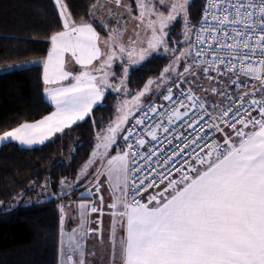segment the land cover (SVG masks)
<instances>
[{
    "label": "snow or ice",
    "instance_id": "1",
    "mask_svg": "<svg viewBox=\"0 0 264 264\" xmlns=\"http://www.w3.org/2000/svg\"><path fill=\"white\" fill-rule=\"evenodd\" d=\"M52 2L63 30L51 34V47L42 61L26 63L42 67L43 94L55 106V111L35 122L25 121L11 129L0 130V144H44L86 118H92L95 125L91 114L94 107L103 105L107 89L127 95L126 81L130 72L143 70L161 46L166 53L175 56L178 49L167 46V37L172 25L180 19L188 48L175 56L174 64L185 61L183 72L177 73L178 78L195 76L198 70L209 81L216 79L209 75L211 72L220 77L228 75L229 83L239 90V102L233 100L232 95L211 87L213 94L232 103L218 112L215 109L219 105L213 104L214 111L209 112L205 102L191 88L181 90L174 100L172 88L168 87L162 99L178 104L185 111L173 107L171 114L161 113V116L168 115L171 123L173 119L187 116L189 108H199L201 114L193 118L195 123L199 124L205 115L209 121L201 125L198 132L208 128L220 133V137L205 140L207 132H204L191 142L185 140L179 152L173 151L162 162L157 161V168L162 163L165 171L151 168L154 173L151 179L137 176L144 165L137 163L136 157L150 163L156 153L152 149L144 154L134 150L147 143L143 136L135 133V128L151 119L150 113H158L156 105L149 103L144 110L145 106L138 104L137 110H142L143 115L132 127H122L129 121V110L106 130L98 132L95 150L76 177L77 184L87 178L88 169L99 160V166L91 173L90 187L86 194H81L77 206L83 236L100 231L85 226L91 213L104 215L100 178L106 176L112 200L108 205L112 217L111 264L116 258L117 224L123 230L119 239L120 264H264V0H205L198 26L192 25L189 19L191 0H136L138 15L132 16L137 21L135 39L129 36L127 42L124 41L126 25L123 30H109L108 38L101 41L91 23L83 20L77 23L73 19L66 0ZM113 3L117 9L123 7L132 15V5L122 0H105L103 4L96 0L89 12L91 14L97 6L103 9ZM108 11L112 14L110 8ZM141 28L146 35L150 33L146 47L139 39ZM137 44L141 45L139 51ZM116 61L123 68L119 87L109 81L110 75L115 76L111 69ZM69 63L73 64L72 69L67 67ZM75 65H79L78 71ZM23 68L25 65H6L0 71L9 73ZM174 71L173 64L165 67L157 80L147 81L135 99L139 101L151 92L153 84H157L158 90L159 83H167L166 77ZM230 115L231 118L226 119ZM188 126L194 127V124L189 122ZM161 127L162 123L149 125L144 132L152 141H157ZM163 131L169 129L164 127ZM122 134L127 150L110 156L108 150L117 144ZM133 137L135 144L131 142ZM198 141H204L203 146ZM192 144H196L199 151L193 148L188 153L189 158L176 167L174 157L183 155ZM133 164L136 166L132 167ZM59 183L62 187H71L67 178ZM47 186V181L41 185L42 188ZM88 197L94 199L89 201ZM61 212L63 214V206ZM69 247L67 264H86L80 240L70 242ZM77 253L78 261L73 258Z\"/></svg>",
    "mask_w": 264,
    "mask_h": 264
},
{
    "label": "trees",
    "instance_id": "2",
    "mask_svg": "<svg viewBox=\"0 0 264 264\" xmlns=\"http://www.w3.org/2000/svg\"><path fill=\"white\" fill-rule=\"evenodd\" d=\"M204 0H192L189 16L196 22ZM73 19L91 21L96 0H66ZM62 30L52 0H0V66L25 68L0 72V130L37 120L52 109L43 94L40 64L49 48V37ZM169 57L154 53L141 71H131L126 83L138 89L168 64ZM117 92L105 91L102 106L92 118L57 133L44 144L24 147L15 142L0 146V202L28 194L44 181L56 187L62 178L75 177L88 160L95 134L112 119ZM35 186V187H34ZM61 213L57 200L0 211V264H58Z\"/></svg>",
    "mask_w": 264,
    "mask_h": 264
},
{
    "label": "rangeland",
    "instance_id": "3",
    "mask_svg": "<svg viewBox=\"0 0 264 264\" xmlns=\"http://www.w3.org/2000/svg\"><path fill=\"white\" fill-rule=\"evenodd\" d=\"M101 1H103V0H101ZM135 2H136V0H130V3H131L132 8H133V11H132V15H128V14L126 15V20H125V22L127 21V23L125 24L126 28H127V30H126L127 36L128 37L132 36L134 39H135L134 29H135V26L137 24V21L132 19V16L138 15V12H137L136 7H135ZM203 4H204V1H203ZM188 12H189V9H188ZM189 19L191 21V24L194 25L195 22H193V20H192V18L190 16H189ZM183 27L184 26H183L182 21L180 19H178L172 25L171 29L169 30V35L167 37V46L170 49L171 48L178 49V51L175 53V56L179 55V51L186 50L188 48V45L184 43ZM121 30H123V29L121 28ZM149 35H150V33L148 35L145 34L143 28L140 29V37H139V39L143 40L145 42L144 45H143L145 47H146V42H147V39L149 38ZM124 41L127 42V39L124 40ZM137 45H138L137 51H139L141 45H139V44H137ZM157 53L169 57V62H168V64L165 67H168L170 64H173V66L175 68V71L173 73H170L166 77L167 82L170 81L171 79H174L175 77H178L177 73H182L183 72V67H184V64H185L184 60H181L179 62V64H174L175 56L171 52H167L166 53L164 51V46H161ZM188 63H191V61L189 60ZM18 65H23V64H18ZM5 66H0V69H3ZM115 67H117V70H115L116 69ZM163 69L160 71V73L158 75L152 76L149 79H152L154 81L157 80L158 77H160V74L163 71ZM0 72H2V71H0ZM111 72H114L115 76H111L110 75V77H109L110 83L113 84L114 86L119 87L121 85V79H122V75H123V68L120 65L119 61H116L113 64ZM209 75L216 77V79L213 80V81H209L204 76V74L201 71H199V70L196 72L195 76L186 75L183 78L186 82H188L191 86H193L200 93V95L204 98V100L207 102V104L209 106L212 107L213 104L220 105L224 101V98H225L223 96H220V95H217V94H213L210 91L211 87H216V88L220 89L221 91H224V92H226L228 94H238L239 93V90L236 88V86L235 85H231L229 83L228 75L220 77V76H217L215 72H211V73H209ZM147 81L144 83V85L142 87H140L138 89H135V90L130 89L128 87V85H127V95H125V93L123 91L117 92V97L115 98V110H114V113H113V117L107 123V125L105 127L101 128L100 130H98L96 132V134L98 132H101L102 129L106 130L110 123H113V122L117 121V118L119 116L123 115L125 112H128L130 110V112L132 114L137 109V105L138 104H142L143 102H145L155 91H157V84H153V85H151L152 91L147 93L145 96L140 97V100L137 101L135 99V97L138 95V93L140 91L143 90V88H144L145 84L147 83ZM164 84L165 83L160 82L158 89H160ZM206 89L208 91H206ZM107 90H109V89H107ZM257 96H259V93H257ZM118 109H119V111H118ZM113 126H114V124H113ZM96 134H95L94 145H93V148L91 150V153L93 152V150H95V145L97 143ZM121 150H123V148L121 147L120 144H118V145H113V147L110 148L108 151L110 153V156H114V155L117 154V152H119ZM101 151H103V150L101 149ZM91 153H90V155H91ZM110 156H109V158H110ZM89 158H90V156H89ZM89 158H88V160H89ZM98 163H99V160L97 159V165H98ZM95 166H96V164L88 169V172H89L88 177L89 178L92 177L91 173H93L92 172L93 170L95 171ZM80 170H81V168L79 169L77 174L80 173ZM76 177H77V175L75 177H70V178L67 179L68 184L71 185V187H62L60 185V183L56 187H51L47 183L48 184L47 188H42L41 185L45 184V181H44L43 183H41L37 187L34 186L35 189H33L28 194H24L23 192H21L20 194L16 195L14 197V199H12V201H10V202L9 201L0 202V211H3V209L7 210L8 207L13 205V204H20V206H25V205L28 206V205H31V204L41 203L43 201L56 199L58 201V203H59V210H60L61 215H63L65 217L67 212L69 211L68 209L70 207L73 208L74 215H75L76 214V210H77V206L81 202V194L82 193L86 194L87 193V189L89 188L88 187V188L85 189V187H83V184L86 182V180L88 178H85V179L81 180L77 184L76 183ZM100 179H102L101 182L103 183V187L101 189V193L104 196V215L101 217L99 212L93 213V217H92L93 223L92 224L90 223V227H91V229H94V230L100 227V223H98L96 221V218H102V224H101L102 228L109 229L111 224H112V217L108 214L109 208L106 207L107 206L106 204H107L108 200H110L109 196L106 195L108 193V188L103 182V176ZM71 192H72V194L68 198H64V196H63L64 194L71 193ZM91 199H94V198L93 197H88L89 201ZM62 206L64 207L63 208V214L61 212ZM75 208H76V210H75ZM72 219H73V217H72ZM72 219L69 218V222H68V227L71 228V229L73 227ZM85 227L87 228L88 224ZM74 230H75L74 233H78V234L81 233V232L83 234V232H84V229L81 228V224L80 223L78 224V226L75 227ZM101 232H103V230H101V229H100V231H97V233H95L93 231V232L89 233V237L98 239V235ZM90 264H93V263H90ZM104 264H110V263H104Z\"/></svg>",
    "mask_w": 264,
    "mask_h": 264
},
{
    "label": "built area",
    "instance_id": "4",
    "mask_svg": "<svg viewBox=\"0 0 264 264\" xmlns=\"http://www.w3.org/2000/svg\"><path fill=\"white\" fill-rule=\"evenodd\" d=\"M205 5V0L203 4V8ZM203 15L200 16V18L194 23V26H198L199 21L201 20ZM193 39L195 37L193 36ZM250 83H253L250 81ZM258 83V82H255ZM168 87L172 88V92L174 94L173 99L175 100L178 96L181 90L187 91L189 88L193 90V92L200 97L206 104L208 111L213 112L214 109L213 107L209 106L207 102L204 100V98L200 95V93L193 87L191 86L188 82H186L184 79H180L178 77H175L174 79H171L167 83H165L160 89L155 91L145 102L142 104L145 106L144 110H146V107L149 103L156 105L158 107V113H150L151 119L146 120L144 125H140L135 128V133L143 136V138L147 141L146 145L144 147H138L135 148V151H138L141 154H144L147 152L149 149H152L155 151V155H152L151 162H145L143 160H140L139 157H136V162L139 164H143L144 168L141 173H137V176H148L149 179H151V175L154 173H151V168H157V161H163L164 158L170 156L173 151L179 152L180 149L184 148V143L185 140L188 142H191V140L195 139L198 135H203L204 132H207V136L205 137V140H209V138L215 136L216 138L220 137V133L214 132L212 129L205 128L203 132H198V129L201 128V125L205 124L206 122L209 121V118L207 115L204 116V119L200 121L199 124L195 123V120L193 119L194 117H198L200 115V109L199 108H189L188 109V115L184 116L180 120L173 119L171 123H169L168 120V115H163L161 116V113H169L171 114V109L173 107L178 108L181 112H184L185 109L180 108L178 104L173 105L171 102L164 101L162 99V96L164 94H167L166 89ZM239 94V93H238ZM238 94H230L233 97V100H235L237 103L239 102L237 97ZM185 103H188V101H185ZM229 103H232V101L224 98V101L219 105L218 108L215 109V111H219L220 108H223L227 106ZM160 105H163L164 107H159ZM247 106V105H246ZM256 113H253L255 115ZM143 115V111H138L137 109L130 115L129 121L127 122L126 125H123L122 127H132L135 125L136 119L140 118ZM231 115L226 118L230 119ZM189 122L194 124V127H189L188 124ZM156 123H162L163 127H161L158 130V137L159 139L157 141H152L151 137H148L146 133L144 132L145 127L149 125H155ZM166 127L169 129L168 132H164L163 128ZM181 133L183 134L181 136ZM126 134V133H125ZM180 136L178 139L177 137ZM131 142L135 144V138L133 137L131 139ZM198 143L203 146L204 141H198ZM120 144L123 150H127L126 148V142L123 139V134L118 137L117 139V144ZM195 148L196 151H199V148L197 147L196 144H192L190 148H187L184 150L183 155L181 156H176L173 159V162L176 164V167H179L180 164L184 161L187 160L188 153L192 152V149ZM132 167H135L136 165L133 164L131 165ZM168 167H171V165H168ZM157 171H165V166L161 163V166L157 168ZM148 183V180H145V184ZM149 192L152 191V189L148 190Z\"/></svg>",
    "mask_w": 264,
    "mask_h": 264
},
{
    "label": "crops",
    "instance_id": "5",
    "mask_svg": "<svg viewBox=\"0 0 264 264\" xmlns=\"http://www.w3.org/2000/svg\"><path fill=\"white\" fill-rule=\"evenodd\" d=\"M122 2L125 4H131L130 0H122ZM100 3L101 4L105 3V0H103V1L100 0ZM109 8L111 9L112 14L109 13V11H108ZM118 13H124V14H123V16H120V15H118ZM126 15H127V13L123 10V7L117 9L115 7V4L113 3V4H107L103 9H101L99 6H97L96 9L92 10V13L90 16L91 21H83V22L91 23L93 25V27L96 29V31L99 33L101 41H104L108 38L109 30L117 29V28H120V29L124 28L125 24L127 23V21L125 22ZM78 23H80V22H78ZM127 38H128V36H127V33L125 32L124 40H126ZM101 46L103 47V44ZM50 47H51V45H50V40H49L48 50L50 49ZM137 47H138V45H136V49H137ZM66 58H69V57H67V55H66ZM67 67L69 69H72L73 64L69 63L67 65ZM115 68H116L115 70H117V67H115ZM75 70H77V71L79 70V65H75ZM45 99H46V97H45ZM51 106H52L51 111L49 113H47L46 115L50 114L52 111H55V106L52 104H51ZM41 118H39V119H41ZM39 119H37V120H39ZM35 121L36 120L30 121V122H35ZM15 143H17V142H15ZM17 144H19V143H17ZM1 145L2 144H0V146ZM36 145H40V144H35L32 146H36ZM21 146L32 147V146H25V145H21ZM105 163H106V161H105ZM98 166H99V163H98V165L96 164L95 170ZM92 172H95V171L93 170ZM87 178L88 179L86 180V182L84 181L85 183L83 184V187H85V189L90 187V184L88 181H90L92 179V177L91 178L87 177ZM106 179H107V177L103 176V182L108 188L107 183H105ZM71 194H72V192L64 194L63 196H64V198H68ZM106 195L109 196V198H110V200H108V202L106 204L107 205L106 207L108 208V205L112 202V200H111V196H110L109 191ZM12 199H14V197ZM12 199L9 200V202L12 201ZM54 200H56V199H54ZM17 206H18V204H13V205L9 206L8 209H12V208L17 207ZM68 210L69 211L67 212L66 216L64 217L63 215H61V219H60L59 244H58V264H67L66 255L71 252V248L69 247V245H70V242L75 241V240H80V242L83 246L84 259L86 261V264H90V263H93V264L110 263L111 264L112 251H111V247H110V243H109L110 228L109 229L102 228L101 227L102 218H96V221H100L99 222L100 227L97 229L103 230V232L99 233L98 239L89 237V234L87 236H83L82 232L79 234L74 233L75 227L78 226V224L80 223V217H79V214H78V211L76 210V208H75V210H76L75 215H74V210L72 207H70ZM110 211L111 210L109 209L108 214L110 213ZM72 217H73V219H72ZM92 217H93V213H91L89 218H88V223H87L88 227L87 228H89V229H91L90 223L91 224L93 223ZM69 218L72 219V223H73L72 229L68 227ZM94 232L97 233V231H94ZM122 235H123V230L119 227V224H117V230H116L117 247H116V258H115L114 264H120L119 239ZM73 258H74V260L78 261L79 260V253L75 254Z\"/></svg>",
    "mask_w": 264,
    "mask_h": 264
}]
</instances>
